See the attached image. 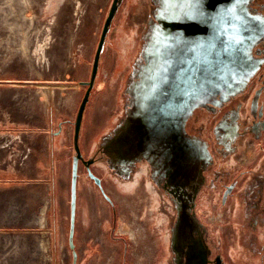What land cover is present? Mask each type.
I'll return each instance as SVG.
<instances>
[{
	"label": "rangeland",
	"instance_id": "rangeland-1",
	"mask_svg": "<svg viewBox=\"0 0 264 264\" xmlns=\"http://www.w3.org/2000/svg\"><path fill=\"white\" fill-rule=\"evenodd\" d=\"M0 264H264V0H0Z\"/></svg>",
	"mask_w": 264,
	"mask_h": 264
},
{
	"label": "bare ground",
	"instance_id": "bare-ground-1",
	"mask_svg": "<svg viewBox=\"0 0 264 264\" xmlns=\"http://www.w3.org/2000/svg\"><path fill=\"white\" fill-rule=\"evenodd\" d=\"M45 206V205H44ZM48 206V204H47V202H46V207ZM46 207H43L40 211H41V213H42V218H43V221H44V223L42 224L43 226L44 225H46V219H44L45 218V216H44V213H45V208ZM39 218V217H38ZM48 247H49V238L47 237L46 239H45V245H44V248L45 249H48Z\"/></svg>",
	"mask_w": 264,
	"mask_h": 264
},
{
	"label": "snow or ice",
	"instance_id": "snow-or-ice-1",
	"mask_svg": "<svg viewBox=\"0 0 264 264\" xmlns=\"http://www.w3.org/2000/svg\"><path fill=\"white\" fill-rule=\"evenodd\" d=\"M187 61H184V63H186ZM173 66L177 67V70H182L183 69V63L180 65H176L175 62H173ZM173 75H175V73H173ZM185 75H187V73H185ZM191 82V81H189Z\"/></svg>",
	"mask_w": 264,
	"mask_h": 264
},
{
	"label": "crops",
	"instance_id": "crops-1",
	"mask_svg": "<svg viewBox=\"0 0 264 264\" xmlns=\"http://www.w3.org/2000/svg\"><path fill=\"white\" fill-rule=\"evenodd\" d=\"M88 248H89V247L85 245V247H84L83 251L85 252V249H88Z\"/></svg>",
	"mask_w": 264,
	"mask_h": 264
}]
</instances>
